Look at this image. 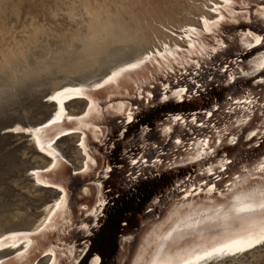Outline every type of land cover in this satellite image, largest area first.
I'll return each instance as SVG.
<instances>
[{"label":"snow or ice","instance_id":"obj_1","mask_svg":"<svg viewBox=\"0 0 264 264\" xmlns=\"http://www.w3.org/2000/svg\"><path fill=\"white\" fill-rule=\"evenodd\" d=\"M235 7L239 8V12L234 10ZM249 7L245 0H222L221 4H213L208 10L216 14V19L202 17V32L195 27L181 30L186 33L184 38L192 41L186 50L176 48L172 51L169 50L168 44H164L163 51L159 49L131 51L126 60L110 68V74L106 73L104 77L86 84L62 88L55 95L48 97L49 100L63 103L60 97L70 99L72 97L68 94L74 93L77 97L89 101V111L83 113L84 117L92 116L103 120L106 115L115 114L120 118V123L126 125L136 119V110L140 105L133 108L127 102H120L117 106L112 103V96H104L103 93L113 86H120L133 73L137 76L144 74L143 84L137 82L135 93L125 88L121 89L120 94L125 96L132 94L134 99H139L140 104L152 103L153 94L145 89L151 88L154 80L161 76L170 80L177 77L188 80L194 85V90L179 85L171 88L169 83H163L160 102L168 101L170 98L178 102L183 101L186 94L195 95L216 86L217 77L212 74L213 71L220 73L221 84L226 88L233 86L239 78H253L251 84L259 86V91L254 87L251 91L241 89L237 93L228 95L224 105L217 103L202 115L192 114L190 121L179 114L171 116L168 126L161 129V134L167 137L173 132L172 125H180L187 134L186 139L181 136L175 139L176 147L172 149L173 155L169 158L167 168L192 165L194 171L197 166L200 170L195 176H185L183 180L173 185L168 190L166 198L161 196L154 199L148 206L146 211L153 219L146 222L132 264H201L226 249L242 252L246 248L253 247L254 244L264 242V154L243 157L240 161L224 155L219 157L218 163L216 162L220 147L224 144L236 145L239 140L236 133L249 124L254 115L264 118V57L256 59L255 62L249 61L250 70H244V66L239 65L234 72L228 71L227 63L219 67L215 63V58H218L228 47V40L219 38L215 32H219L225 24H236L247 20ZM258 15L264 18V4H261ZM232 17L236 19H231ZM239 43L246 51H251L257 46H264V34L245 31ZM258 74L259 78H255ZM219 113L227 115V123H223L222 118L213 123L210 118ZM63 114L64 109L61 108V111L56 113V117L42 127L48 128L49 125L59 124ZM72 119V116L68 117V120ZM85 127L98 136L104 135L103 123L96 126L87 124ZM10 131L31 132L20 127ZM35 131L39 132L40 128ZM126 131L125 128L118 135L123 137ZM258 134L264 136V126L250 131L243 139L251 141ZM63 135L66 133L61 132V136ZM148 137L149 128L145 126L140 132V148L149 147L144 143ZM56 139L59 137L55 139L49 137V149H52ZM37 144H40V140H37ZM80 146L84 147L83 137ZM150 147L156 150L154 157L140 152L139 155L130 158V164L133 166L128 172L130 189L132 183L142 178L147 179L148 176L160 175L165 168L159 145L152 143ZM40 151L44 152L45 148L41 147ZM51 154L50 151L49 155ZM88 155L89 153L85 151V156ZM89 163L94 165L96 162L87 161L81 172L89 170ZM111 171L110 167L104 169V173ZM40 182L37 180V183ZM49 186L58 187L60 193L65 192V189L57 184ZM96 187L100 188L101 185L97 184ZM106 203L105 199L99 198L96 207L88 214L99 215ZM65 204V196L60 195L54 206H47L45 212L48 215L36 225L35 231L3 235L0 237V246L4 249L16 250V256L24 255L33 244L30 237L44 233L50 221L59 219L63 220L65 225L71 223L61 215L62 212L66 213ZM156 209L161 210L159 216ZM89 226V224H80L79 228L87 233ZM125 240L133 241L135 245L133 237L126 236ZM82 251H87V248ZM51 254L52 264H55L57 254L54 252ZM44 255L47 256L49 253L46 252ZM61 255L68 259V264H72L75 259L71 248ZM0 264H5V261L0 260ZM90 264H102L101 257H92Z\"/></svg>","mask_w":264,"mask_h":264},{"label":"bare ground","instance_id":"obj_2","mask_svg":"<svg viewBox=\"0 0 264 264\" xmlns=\"http://www.w3.org/2000/svg\"><path fill=\"white\" fill-rule=\"evenodd\" d=\"M108 1H111V4L107 6V11H103L106 5L101 6L98 4L93 8L91 7L92 3L90 5L88 0L73 8L72 3L70 4L71 8H69L71 10L68 9L70 14L75 12V14H72H74L73 16H77L76 13L81 15L83 12V15H86L84 27H87V32L84 33L85 31H82L79 26L68 36L70 40L69 46H60L59 42L51 45L49 57L53 60L52 66H49V61L34 64L27 55L22 52V49L18 46V42L14 40L11 48H3L6 50L4 54H2L3 51H1L3 49L0 50L3 56V59L1 58L2 56H0L3 60L0 65V130L9 127L16 128L18 126L31 130V132H26V134H24V137H27V145L23 147L25 148L24 150H20L19 148L6 149L9 141L7 138L1 139L2 137L0 136V237L15 232L30 233L35 231L36 225L40 224L48 215V213L45 212L47 206H54L60 195H64V193L59 192L58 187H56L57 189H51L49 192H44L41 185L47 186L46 184H57L56 182L61 184V182H63L61 171L64 167L69 169L71 165L74 170H81L84 168L87 161L95 160V162H97L98 157L93 158V154L99 156L101 153V151H99L102 144L101 136H98L85 127L87 124H93L94 126L98 125V119L95 117L83 116L84 112L89 111L88 100L77 97L74 93H70L68 94L72 97L70 99L66 97L59 98L63 103H57L56 101L48 99L47 105L50 107L48 108L41 104L39 99L41 97L48 98L53 96L62 88L86 84L89 81H95L97 78L104 77L106 73L110 74V68L126 60L131 51H141L144 49H159L163 51L164 44H168L169 50L172 51L179 48V43L166 41L161 36H155L159 39L157 45L152 41L154 31L151 30L148 25L156 27V25H158L157 23L165 19L155 22L151 21L148 25L145 21L141 24L139 20L129 12V8L126 9L127 4L125 0ZM103 2L105 3V1ZM77 3L79 4L80 0L79 2L77 1ZM246 3L249 2L246 1ZM213 4L221 3L218 0H214ZM212 6L213 5L210 7ZM235 9L239 10L238 7H235L234 10ZM96 10H98V12H96ZM193 12L198 17L197 21L194 23L186 21L185 19L183 21H177L175 16H171V14L165 18L173 19L172 25L178 29H187L199 25L201 31L203 29L202 17L204 19H216V15L211 13L203 11L197 13L195 11ZM233 18L236 17H232L231 19ZM256 18H260V21H264V18L261 16ZM31 30V36L28 35L27 40L32 39L39 41V39H42L41 36L45 34L44 31L39 30L37 27L31 28ZM220 31L223 32V30ZM188 41L185 43L184 40L183 44H185L181 47H187L188 44L192 42ZM25 43L29 45V43ZM17 57H21L24 65H19L17 63ZM215 60L218 62L216 63L215 61L218 67L224 64V58L220 55L218 58H215ZM255 60L256 59H252L251 61L255 62ZM209 63H211V61ZM13 64H15L19 70H16V68L14 72L17 79L10 80L6 70H11ZM248 65L244 67V70H250ZM236 70L237 69L234 71ZM212 74L216 77H220V73L215 71H213ZM162 77L163 76L154 81L162 82ZM55 78H59V80H55ZM144 78L143 73L139 76L133 73L123 84L120 86H113V88L104 92L103 95L112 96V103L114 105L118 106L120 102H127L132 106L129 101L132 100L131 96L133 97V95H122L120 94L121 89H130L131 93H135L137 82L142 85ZM177 79L178 77L175 78V80ZM218 82L220 83L221 80L219 79ZM37 86H42L44 89L34 91V88ZM138 100L139 99H136L134 103H138ZM61 108L64 109L61 122L56 125H49L48 128H43L42 123L54 119L56 113L61 111ZM151 112L155 113V110L152 109ZM148 114L149 112L146 110L143 116ZM69 116L73 117L71 121L68 120ZM152 116V114H149L148 117ZM48 122L45 124H48ZM144 124L146 123H141L142 126ZM37 128H40L39 132L35 131ZM76 129L79 130L77 131ZM61 132L66 133V135L61 136ZM49 137L53 139L59 137V139H56L55 144L52 145V149L48 147ZM81 137L84 138L83 148L80 146ZM37 140H40L39 145L37 144ZM124 145H126L125 142ZM166 145L170 147L168 150L169 152H166V158L169 159L173 155L172 149L176 146L172 147L168 143ZM41 147L45 148L44 152L40 151ZM25 150L30 156L22 158V156L25 155ZM150 150L151 152H148L152 153L153 149ZM50 151L52 153L51 155H49ZM85 151L89 153L88 156H85ZM57 153H59V155H56ZM53 164H55V167H53ZM95 165L96 163L94 165L89 163V170L87 172H90ZM44 169H49V171H44ZM51 172H57L56 175L52 177L53 183L42 178L44 175L49 176ZM37 180L41 182L37 183ZM172 187L173 185L170 188ZM85 189H87V191H85ZM168 190L164 195L165 198L167 197ZM75 195L74 200L77 203H79V197L82 195L84 197L82 196L81 199H86L85 206L82 207L84 212L82 214L83 216L80 215V211L76 219L77 225L89 224L95 216H91L88 213L91 212L92 208L96 207L102 193L100 194L99 191L97 192L96 188L86 186ZM119 204L120 202L118 201L115 206ZM65 209L66 213L62 212L61 215H63L65 219L70 220V224L65 225L64 221L59 219H56L54 222L50 221L44 233L36 237H30L33 240V244L29 246V251L22 256H16V250L4 249L0 246V260H4L5 264H9V262L10 264H52L53 256L51 253L54 252L57 254L55 256V264H66L68 259L61 255V253L71 248L73 256H75V251L77 249L75 242H70L69 239H62L60 243L55 242L56 244L53 243L47 246V244H44L41 240L50 235L54 230L65 232L70 226H73V214L67 200ZM139 218L140 216H138V219ZM81 231L84 235L88 233H85L83 230ZM122 234H124L125 237H133V240L139 243L141 235L144 234V230L142 228L139 232L135 227L128 226L123 230ZM123 240L122 243H119V241L117 242L113 253L107 254L109 257H115L114 260H105L104 264H109L111 261H116V264H127L128 262V264H132L135 256H130V258H128V256L130 254L134 255V252L136 255V251H133V241H126L125 238ZM260 244L261 243L254 244L253 247L246 248V250L242 252L226 249L223 253L216 254L210 259L201 262V264L221 261L226 258H235L258 247ZM46 252L49 253V255L45 256L44 253ZM98 252L100 253L101 250H98ZM131 257L133 259L130 262Z\"/></svg>","mask_w":264,"mask_h":264},{"label":"water","instance_id":"obj_3","mask_svg":"<svg viewBox=\"0 0 264 264\" xmlns=\"http://www.w3.org/2000/svg\"><path fill=\"white\" fill-rule=\"evenodd\" d=\"M246 1L249 2L248 4L250 6L247 11V20L236 24L229 23L223 25L221 28L223 32L218 35L219 38L228 40V47L226 50L222 51L220 56L224 58L223 63L229 65V72H233L239 65H243L244 67L247 66L252 59L264 57V46H257L251 51H246L239 43L240 40H237L243 37L245 31L264 34V21H260L261 19L256 18L252 13L253 9L264 4V0H245V2ZM261 1L263 3H260ZM235 11L239 12L238 9H235ZM236 61L239 63L237 64ZM216 63L218 62L216 61ZM255 78H259V74ZM219 79L220 77H217L216 86L195 95L186 94V98L179 102L172 98L168 101L160 102V96L163 94L162 83H169L171 88H175L179 85L194 90V85H192L190 81L181 80L179 78L175 80L174 78L172 80L169 79L163 82H157L153 84L154 90L152 88L151 91L153 94L151 104H140L139 100L138 103H134L136 99L131 96L132 100L129 102L132 104V107L135 108L136 105H140L139 109L136 110V119L133 123L126 125L121 124L118 123L120 118H111L109 115H106L103 120H97L98 125L101 123L104 125V135L101 136L102 144L99 148L101 153L99 156L93 154V158L98 157L96 165L92 168L93 171L81 172L80 169L74 170L70 165L69 169L64 167L61 171L63 182H61V184L56 182L57 185L63 186L65 189L64 195L73 214V226H70L67 231H63L64 233L58 232L57 230L52 231L50 235L41 239L42 242L47 244V246L55 242L60 243L62 239H69L70 242H75L77 249L72 264H90L92 257L95 256L101 257L103 264L105 260H114L115 257H109L107 254L113 253L118 241L119 243L124 241L123 239L125 236L122 234L123 230L128 226L135 227L139 232L142 228L144 230L146 222H150L153 219L146 211L152 201L164 196L172 185L183 180L185 176H195L200 170L199 166H197L194 171L192 165H183L172 169L167 168L169 159L166 158V152H169L168 150L170 147H167L166 141L170 140L171 143L168 144L175 147L174 141L178 136H181L183 139L187 138L184 128L178 125H172L173 132L169 133L167 137L163 136L161 134V129L168 125V119L171 116L179 114L182 117L188 118L190 121L192 114L202 115L204 112L211 110L212 106L217 103L224 105L225 98L230 94L237 93L238 90H253L255 87L256 90L259 91V86H253L251 84V79L253 78H239L237 82H234L233 86L227 88L222 86L221 82H218ZM148 90L149 88H146V91ZM152 109L155 110V113L151 112ZM146 110L153 116L148 117L149 114L143 116ZM221 118L223 119V123L228 122V117L224 113L214 114L210 119L213 123H216ZM113 121H117L118 125H113ZM47 122L48 121H45L42 125ZM141 123L146 124L142 126ZM145 126L149 128V137L144 143L149 145V147L140 148V132ZM222 126L223 124H221V127ZM259 126H264V118L254 115L253 119L249 121V124L243 126L236 133L239 138L236 145L224 144L220 147L216 162L218 163L219 157L224 155L240 161L243 157L264 154V136L258 134V136L251 141L243 139L250 131L256 130ZM125 128L127 131L124 133V136L121 137L118 135ZM124 142L126 145H124ZM152 143L159 145L160 154L164 157L165 168L161 171L160 175L154 177L148 176L147 179L142 178L132 183L130 189L129 184L131 182L129 181L128 172L133 168L130 164V158L133 155H139L140 152L154 157L156 150L153 149V152L150 153V145ZM109 167L112 171L104 173V169ZM72 172H74L75 175ZM52 173L53 172H51L49 176L44 175L42 178L53 183L52 177H54L57 172ZM96 182L101 185L100 188L96 187ZM46 185L50 187L49 185L51 184ZM86 186L96 188L97 192L99 191L100 194L102 193L100 198L104 199L105 197L107 203L103 209L100 210V214L95 216L89 223V231L84 235L81 229H79L76 219L80 211V215L84 213L82 207L85 206L86 199H81L82 195L79 197V203H77L74 200V195L80 190H83ZM50 188L57 189L56 187ZM118 201L120 204L115 206ZM160 211V209H156L157 216H159ZM138 216H140L139 219ZM139 245L140 241L139 243L136 241L134 247L132 246L133 251H136ZM84 248H87V251H82ZM98 250H101V252L99 253ZM130 256L134 257L135 252L134 255L130 254L128 258H130ZM132 259L131 257L130 262ZM66 264H68V260ZM109 264H116V261H111Z\"/></svg>","mask_w":264,"mask_h":264},{"label":"rangeland","instance_id":"obj_4","mask_svg":"<svg viewBox=\"0 0 264 264\" xmlns=\"http://www.w3.org/2000/svg\"><path fill=\"white\" fill-rule=\"evenodd\" d=\"M77 1L79 2V0H0V50L3 48H11L14 40L18 42V46L22 49V52L26 54L30 61H32L34 64H37L38 62L43 63L45 61H49V66H52L53 60L49 57L51 45L59 42L60 46H69L70 40L68 36L79 26L81 27L82 31H85L84 33L87 32V27H84V24L86 23V15L84 14V16L83 12L81 14L82 16L76 13V15L78 16L77 18V16H73L75 12H72L74 14L69 13V10H71V3L73 8L79 6L86 0H80L79 4L77 3ZM103 1H105V3ZM213 1L214 0H125V3L127 4L126 9L129 8V12H131L132 15L137 20H139V23L141 24L145 21V23H147L148 25L151 21L155 22L157 20L160 21L162 19H165L164 21H160L159 23H157L158 25H156V27L148 25V27L154 31L152 41H154L155 45L158 44L159 40L158 37L155 36H161L166 41L179 43L178 47L180 49L186 50L187 47H181L184 46L186 41H188L184 38L186 36V33L181 31L182 29L186 28L178 29L177 27H174V25H172L173 19H167L165 17L171 14V16H175L177 21H183L185 19L186 21L194 23L197 21L198 17L194 14L193 11H195L196 13L199 11H203L216 15L215 13L208 10L211 8L210 6L213 5ZM218 1L222 3V0ZM88 2L90 3V5L92 3L91 7L93 8L98 4H100L101 6L106 5L103 11H107V6L111 4V1L108 0H88ZM260 3L263 2L261 1ZM260 6H258L256 9H253L252 11L255 17L260 16L258 15ZM96 12H98V10H96ZM78 20L83 22H79ZM35 27L45 32V34L41 36L42 39H39V41L32 39L27 40L28 35L31 36V28ZM195 28L201 31L199 25ZM221 32L222 31L215 32V34L218 36ZM184 40L185 43L183 44ZM237 40H240V38ZM25 42L29 43V45H27ZM4 49L1 50L3 51L2 54L6 52V50ZM1 51L0 56H2ZM1 58L3 59V56ZM1 58L0 65L3 62ZM16 61L19 65H24L22 63L21 57H17ZM16 68L17 66L13 64L11 70H6L8 76L10 77V80L17 79L14 74ZM16 70L19 69L17 68ZM55 80H59V78H55ZM166 80L169 79L166 77H162V82ZM157 82L161 81H154L153 84H156ZM152 88L154 90V86L149 88V90L152 91ZM42 89H44V87L37 86L34 88V91ZM39 100L45 107L49 106L47 105L48 98L41 97ZM109 116L111 118L119 119V117L115 114ZM112 123L113 125H118L120 121H118V123L117 121H113ZM13 128L14 127L1 129V139H8L9 143L6 146V149L19 148L20 150H24L25 148L23 147H26L27 145V137H24V134H26V132L17 133L14 131H10V129ZM27 156L30 155L26 151L25 155L22 156V158H27ZM41 186L43 187L42 190L44 192H49L52 189L48 186ZM208 264H264V242L261 243L258 247L247 251L235 258H226L221 261L210 262Z\"/></svg>","mask_w":264,"mask_h":264}]
</instances>
